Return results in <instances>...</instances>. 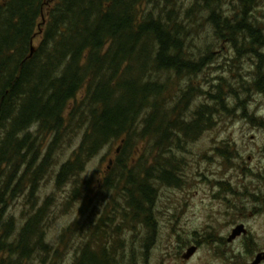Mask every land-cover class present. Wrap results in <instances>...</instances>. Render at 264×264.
<instances>
[{
    "label": "trees",
    "instance_id": "trees-1",
    "mask_svg": "<svg viewBox=\"0 0 264 264\" xmlns=\"http://www.w3.org/2000/svg\"><path fill=\"white\" fill-rule=\"evenodd\" d=\"M223 1L0 2V264H58L67 251L69 264H139L136 246L149 252L157 238L161 189L183 186L177 153L221 113H233L229 81L217 77L208 90L197 84L215 45L233 50L237 62L256 58L254 85L264 94L257 15L264 0H234L227 10ZM201 20L212 33L199 46ZM202 96L211 105L191 110ZM66 145L71 154L60 163ZM114 145L107 175L97 186L83 180ZM58 167L56 188L71 186L66 208L78 203L80 214L91 212L52 248L46 235L55 204L38 196ZM19 199L27 212L20 228L10 211Z\"/></svg>",
    "mask_w": 264,
    "mask_h": 264
},
{
    "label": "rangeland",
    "instance_id": "rangeland-1",
    "mask_svg": "<svg viewBox=\"0 0 264 264\" xmlns=\"http://www.w3.org/2000/svg\"><path fill=\"white\" fill-rule=\"evenodd\" d=\"M190 1L185 0L184 4L187 6ZM223 2L226 10L234 4V0ZM257 15L264 25V3ZM199 25L202 27L194 38L195 44L200 46L204 40H211L212 31L202 20ZM38 44L39 39L35 46ZM214 48L215 60L198 78L197 84L208 90L217 77L229 81L228 85L236 90L235 98L226 97L233 113L231 110L221 113L212 130L177 153L182 159L183 186L161 189L155 211L157 238L149 252L139 244L136 246L139 264H251L257 254L264 252V94L258 93L254 85L259 61L244 57L237 62L233 50L220 45ZM245 85L250 92H245ZM207 99L200 97L191 110L201 103L211 105ZM75 141L73 149L80 138ZM66 148L67 145L58 153L60 163L66 162L71 154ZM116 148L117 145L108 147L93 159L81 178L97 186L107 175L110 162L115 160ZM58 170L59 167L55 168L54 177L42 183L38 196L41 203L51 197L55 204L52 209L55 217L46 235V243L52 248L59 247L65 229L76 220H86L91 212L89 209L85 215L80 214L78 203L66 208L71 186L56 188ZM23 202L24 199H19L10 210L19 228L27 215ZM241 224L245 225L247 235L228 243L233 230ZM75 243L72 239L71 247H75ZM193 246L198 247V252L185 261L183 256ZM71 258L67 251L58 264H69Z\"/></svg>",
    "mask_w": 264,
    "mask_h": 264
},
{
    "label": "water",
    "instance_id": "water-1",
    "mask_svg": "<svg viewBox=\"0 0 264 264\" xmlns=\"http://www.w3.org/2000/svg\"><path fill=\"white\" fill-rule=\"evenodd\" d=\"M112 164V161L110 162V165ZM247 235V229L244 224L238 225L232 232L231 236L228 238V243H232L236 241L238 238ZM198 252V247L193 246L191 247L187 253L183 256V259L185 261L191 260L196 253ZM264 263V252H261L257 254L254 261L251 264H263Z\"/></svg>",
    "mask_w": 264,
    "mask_h": 264
},
{
    "label": "flooded vegetation",
    "instance_id": "flooded-vegetation-1",
    "mask_svg": "<svg viewBox=\"0 0 264 264\" xmlns=\"http://www.w3.org/2000/svg\"><path fill=\"white\" fill-rule=\"evenodd\" d=\"M3 1H6V0H0L1 3H2ZM247 233H248V231H247Z\"/></svg>",
    "mask_w": 264,
    "mask_h": 264
},
{
    "label": "bare ground",
    "instance_id": "bare-ground-1",
    "mask_svg": "<svg viewBox=\"0 0 264 264\" xmlns=\"http://www.w3.org/2000/svg\"><path fill=\"white\" fill-rule=\"evenodd\" d=\"M80 63V62H79ZM73 81V80H72ZM41 83V82H40ZM136 258V257H135Z\"/></svg>",
    "mask_w": 264,
    "mask_h": 264
}]
</instances>
